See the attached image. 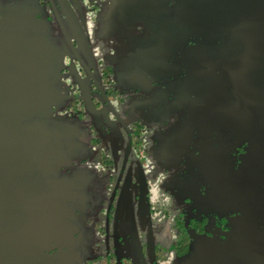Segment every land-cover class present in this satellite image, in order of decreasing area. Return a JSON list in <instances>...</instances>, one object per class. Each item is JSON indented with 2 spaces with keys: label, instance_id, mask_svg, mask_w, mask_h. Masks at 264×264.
<instances>
[{
  "label": "flooded vegetation",
  "instance_id": "flooded-vegetation-1",
  "mask_svg": "<svg viewBox=\"0 0 264 264\" xmlns=\"http://www.w3.org/2000/svg\"><path fill=\"white\" fill-rule=\"evenodd\" d=\"M7 32L47 62L1 177L37 191L40 264H264V0H5Z\"/></svg>",
  "mask_w": 264,
  "mask_h": 264
},
{
  "label": "water",
  "instance_id": "water-1",
  "mask_svg": "<svg viewBox=\"0 0 264 264\" xmlns=\"http://www.w3.org/2000/svg\"><path fill=\"white\" fill-rule=\"evenodd\" d=\"M44 54L42 43L35 37L14 32L0 34V264L44 261L45 245L40 235L43 213L34 197L37 191L30 185L10 191L1 179L6 173L24 169L21 162L25 159L20 158L18 149L24 135L20 119L46 107L48 102ZM84 99L91 108L86 97ZM27 144L28 150L31 149V138ZM55 264L69 262L64 259Z\"/></svg>",
  "mask_w": 264,
  "mask_h": 264
},
{
  "label": "rangeland",
  "instance_id": "rangeland-1",
  "mask_svg": "<svg viewBox=\"0 0 264 264\" xmlns=\"http://www.w3.org/2000/svg\"><path fill=\"white\" fill-rule=\"evenodd\" d=\"M0 2H5V0H0ZM50 24L47 23L46 29L48 31H51V28H53V25L52 24L50 25ZM64 27H67V25L65 24ZM54 38H56V37H54ZM54 40L56 42V45H58L59 44V40L58 39H54ZM85 233H87V231H85ZM96 241L97 242L98 241H101L100 240V237L98 239H96ZM86 248H87V244L86 243H85V245H83V244L82 245H79L77 242H75V244H74V252L75 253L78 252L82 258L92 257L93 256V251H90L88 249L89 250V255H88V250Z\"/></svg>",
  "mask_w": 264,
  "mask_h": 264
}]
</instances>
